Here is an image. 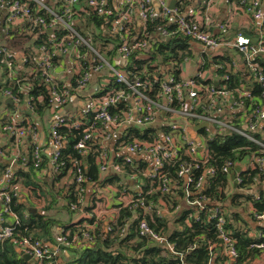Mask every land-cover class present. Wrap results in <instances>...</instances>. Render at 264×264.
I'll use <instances>...</instances> for the list:
<instances>
[{"label": "built area", "instance_id": "2783aa9c", "mask_svg": "<svg viewBox=\"0 0 264 264\" xmlns=\"http://www.w3.org/2000/svg\"><path fill=\"white\" fill-rule=\"evenodd\" d=\"M134 4H138L139 14L144 22L155 17L164 21L159 27L162 39L180 35L198 44L201 49L196 51L199 53L220 50L227 54L221 53L218 61H215L214 57L208 60L200 55L195 56L191 60L196 64L200 63L201 68L186 78L180 77V74L176 76L166 72L162 66L156 68L151 80L153 84L158 83V86L155 93L151 92V96V83L140 76L130 77L124 69L118 70L95 49L78 28V12L81 9L89 8L99 16L111 12L113 19L110 29L120 36V42L116 46L108 47L112 53L110 57L119 56L126 63L131 51L144 50L151 45V40L147 38L138 37L128 42L123 35L128 34ZM239 6L259 28L256 41L252 39L254 36L242 31L236 32L230 38L220 35L226 31L233 12L217 25L220 33L213 34L209 31V27L214 26L209 11H203L199 18H194L178 12L175 7L170 8L166 0H159L158 16H154L151 0H124L123 6L118 9V6L115 8L110 5L108 0H0V36L14 31L26 34L33 30L46 32L45 39L33 53L19 55L17 50L0 44V69L5 66L7 76L11 78L18 70L16 67L19 68L18 59L19 66L32 64L35 72L40 71L47 86L49 104L55 110L54 114L87 86L93 73L112 72L116 82L121 84L119 88L110 91H105L106 86L99 89L105 92L95 95L94 106L86 108L81 119L68 122L61 114L55 115L56 118L51 122L48 132L49 143L53 148L48 161L50 175L59 170L57 159L64 142L63 136L57 132L60 126L66 125L78 131L79 138L74 148L80 154L89 152L90 142L94 141L96 133H102L105 140L111 138L109 132L101 130L104 124L113 127L126 124L139 130L153 129L156 137L151 141L137 137L124 140L122 143L127 154H117L112 161L107 148L101 145V162L98 168L102 173L110 169L119 175L125 171L115 161L117 156L123 157L126 163H131L132 160L143 162V175L147 178L148 189L143 192V182L138 181L137 174L126 172L131 179L136 180L139 187L136 194L133 193L122 207H139L142 214L136 223L138 234L154 242H163L171 253L179 254L180 264H184L183 256L195 249L196 240L186 237L181 249L176 250L175 243L168 242L166 235L150 225L149 216L163 218L186 210L190 222L194 220L201 224H212L216 242L208 243L210 254L215 245L219 244L233 264H236L239 256L236 241L225 227V209L212 200L207 192L218 171L230 176L237 165L234 159L229 157H224L218 164L213 150L208 147L209 141L222 143L229 137L239 136L245 142L253 143L254 147L243 145L230 149L233 153L250 151L254 154L251 166L246 171H242L240 167L239 171L234 172L232 181L240 193L255 199L261 197L260 185L251 189L243 186V182L244 176H250L254 171L256 175L264 174V141L255 136L264 128V0H239ZM35 37L36 35H33L32 39ZM232 51L239 55L240 59L233 57L232 53L230 54ZM205 64L209 67L208 76L204 74ZM59 68L67 72L68 76L59 77ZM28 88L29 85L22 88L26 94ZM2 95L3 98L11 96V91L6 89ZM28 100L24 102L27 108ZM122 102L128 105L121 115L115 114L113 109ZM17 111L19 110H16L3 126L9 143L1 157L6 156L9 148L13 149L10 156L5 157L9 161V168L0 179V246L6 241H13L21 255L30 257L32 264H56L61 246L69 245L63 231L60 229L55 249H50L41 239L21 232L18 227L19 215L12 208L14 199L19 200L26 196L20 180L10 182L14 177L12 168L18 166L19 162H26L25 155L18 147L23 146L24 140L29 139L35 168H39L43 156L42 148L37 142L38 131L35 124L25 125L22 114ZM87 115H91V119L81 128ZM157 117L161 118L159 125L153 127ZM131 155L139 158H132ZM73 165L75 170L72 180L76 185L79 206L71 203L72 211L80 210L82 197L87 190L83 184L84 167L76 159L73 160ZM38 171V175L44 174L41 169ZM178 192L181 193L177 196L179 199L175 205L167 204L161 197ZM150 194L160 195L159 204L149 197ZM89 217L93 218L92 215ZM253 218L264 224V211L253 212ZM111 220L106 230H110L118 218ZM81 227L80 233L75 234L72 241L93 242V224L85 222ZM250 247L264 250V242H254Z\"/></svg>", "mask_w": 264, "mask_h": 264}, {"label": "trees", "instance_id": "16d2710c", "mask_svg": "<svg viewBox=\"0 0 264 264\" xmlns=\"http://www.w3.org/2000/svg\"><path fill=\"white\" fill-rule=\"evenodd\" d=\"M114 0H108V3ZM190 3V0H175V8L178 12L183 13L186 5ZM205 3H203L202 9H204ZM79 24L78 28L82 34L88 38L92 45L99 42L100 48L111 56V51L108 50L109 44L113 46L120 42V36L114 34L111 29V21L113 14L107 13L106 15H96L89 8L81 9L78 12ZM160 17H155L152 20L145 22V31L143 35L139 36V39L147 38L151 40L149 48L144 50H133L129 54V58L123 69L129 73L130 77L140 76L143 80L151 83L152 91L150 95L157 90L158 83L153 84V71L162 66L166 72L178 76L180 70L177 65L184 58H195L200 55L205 57V53H199L196 51L193 42L188 38L180 35H174L167 39L154 40L151 37L158 27L163 25ZM262 35L264 36V25L262 26ZM169 27V29H171ZM250 36H259V28L254 23L253 29L248 33ZM33 35L36 37L32 39ZM127 41L130 42V32L124 33ZM46 32H38L33 30L30 34L25 32L14 31L8 35L2 34L0 36V44L8 45L10 48L17 50L19 55H25L27 53H33L38 45L45 39ZM1 58V55H0ZM206 58V57H205ZM220 57L215 56L213 59L218 61ZM155 61H154V60ZM207 63V62H206ZM206 65H203L205 67ZM28 71H24L20 68L16 71L13 77L7 76V68L4 66L0 69V107L5 106L11 108V105L4 103L2 92L6 89L10 90L16 95V110L21 112L24 118V124L34 126V123L28 122L27 117H30V113H22L20 105L28 100V111L35 114H42L43 112L52 113L49 104V95L47 86L40 75V71L35 72V68L32 64L28 63L24 66ZM234 77H232L233 79ZM108 83L105 87V91L114 90L120 87L121 84L116 82L115 77L108 78ZM10 81H14L15 84H11ZM30 82L27 94L23 91V87L16 89L20 82ZM123 86H121L122 88ZM99 91L96 95H100L105 92ZM153 92V93H151ZM258 93L257 90L255 92ZM19 103V101H22ZM128 104L122 102L117 108L113 109L115 114L121 115ZM25 110V109H24ZM91 119V115H87L83 120L81 128L85 126V123ZM68 121V120H66ZM57 132L63 136L64 145L60 148L59 158L57 163L59 164V170L53 171L50 175L49 165L46 162L44 156L40 162L39 168H35L32 144L29 139L24 140L26 146H20L18 149L25 155L26 162L17 164L18 166L12 168L13 179L12 183L20 180L21 186L26 194L25 197L19 200L14 199L13 211H15L20 218L19 229L22 233L28 236L41 239L44 243L50 241L53 243V237L51 235L52 225L56 224L59 229L63 231V234L67 237L69 245L61 246L62 251L64 249L74 250L76 255L66 263L59 264H180V257L177 253H171L163 242H154L145 237H141L136 230V223L141 216V209L133 208L132 206H124L119 209L118 221L112 225L110 230H100L94 227L93 233L95 235L93 242L80 243L77 241L74 243L72 238L75 234L80 233V228L86 218L72 223L70 218L67 222L62 223L57 219L51 217L53 211L65 212L73 214L79 212L78 210L72 211L70 204L75 203L79 206L76 185L73 182V175L75 167L73 160H79L84 167V185L87 183L95 184L96 188L104 185L105 183H118L120 177L117 174L111 175L109 172L99 171V164L101 162L99 158V152L101 145L98 141L94 140L90 142V150L87 153L80 154L75 150V142L79 138L78 131L63 125L58 127ZM256 137L264 141V128L260 133L255 134ZM124 140L137 137L140 140L151 141L156 137L153 129L146 128L139 130L133 126L127 128L126 136H122ZM9 143V140L7 138ZM243 145H251L253 143L245 142L239 136H232L225 139L224 142L219 143L217 141H209L208 147L213 150L214 158L216 162L221 163L224 157L234 159V153L230 149H235ZM257 147V146H256ZM13 147L9 148L6 152V156L9 157L12 153ZM255 150V148H254ZM6 156L0 157V179L5 174L9 165L7 163ZM118 162L127 173H135L143 177V192L148 189L147 178L143 175L144 164L142 161L132 160L131 163L124 162L123 157H116ZM41 169L44 174L38 175ZM244 174V173H242ZM255 180H254V179ZM264 180V174L256 175V172H252L250 176H244L243 186L257 183L262 184ZM227 183V176L218 171L215 178L212 179L210 186L207 188V192L211 196L212 200L219 203L225 209L226 225L225 227L231 232L233 238L236 241V247L239 252V256L236 260V264H252L255 258L264 255V250L250 247V244L254 242H264V224L254 220L253 212L264 211V197L263 189L259 190L261 195L260 199H255L250 195L242 194L239 192L233 193L230 197L225 196V188ZM59 185V186H58ZM122 188L121 185H118ZM234 187V186H233ZM236 187V186H235ZM234 187V188H235ZM181 192L169 193L161 196L167 204L171 203L175 205L179 199L177 197ZM136 193H134L135 195ZM158 203L160 195L150 194L149 196ZM253 204V212H247L245 209V203ZM39 208L35 209V206ZM81 207V206H80ZM79 207V208H80ZM92 206H87L90 209ZM33 208L35 209L33 211ZM78 208V209H79ZM91 219V218H89ZM150 225L159 231L161 234L166 235L168 242L175 243L176 250H180L182 243L186 237L191 240H196L197 246L191 252L186 253L183 256L184 264H233L231 260L223 253L219 244H216L213 248L212 254L208 251V243L215 241L214 231L212 224H201L194 220L188 219L186 210L173 216H164L163 218H157L152 215L149 216ZM81 241V240H80ZM216 242V241H215ZM57 263V262H56ZM0 264H32L30 260L24 259L21 255L19 248L13 241H6L0 246Z\"/></svg>", "mask_w": 264, "mask_h": 264}, {"label": "crops", "instance_id": "0c3cea01", "mask_svg": "<svg viewBox=\"0 0 264 264\" xmlns=\"http://www.w3.org/2000/svg\"><path fill=\"white\" fill-rule=\"evenodd\" d=\"M169 4L171 0H166ZM124 0H114L110 2V5L112 4L113 7L120 8L123 6ZM203 3H205L204 9ZM151 6L154 12V16H158L159 13V0H151ZM209 11L211 13V20L213 21L214 26L209 27V31H211L213 34L220 33L219 29L217 27L218 24L223 22L228 15H231L230 12H233L232 20L229 22L228 27L225 32L220 33L222 37L230 38L233 35H235L236 32L242 31L244 33H248L250 30L253 29L254 22L250 19V17L245 13L244 9L239 6V0H190V3L185 6L183 10V14L192 16L194 18H199L203 11ZM145 31V22L142 20L139 14V7L138 4H134L131 12L130 17V26L128 32H130V41H133L134 39L138 38L140 35H143ZM152 39H162V36L160 34V28L158 27L154 32L151 34ZM196 50L201 49V47L193 43ZM217 53V54H216ZM221 53L227 54V52H223L220 50H215L212 52L205 53L206 58L209 60L212 57L215 56H221ZM232 53L233 57H236V59H240V56L235 54V52ZM216 54V55H214ZM211 55H213L211 57ZM204 58V57H203ZM113 64L115 67L120 70L123 69L122 67L125 65V62L122 58L119 56H112ZM194 60H192L193 62ZM194 63V62H193ZM17 65L20 69L27 71L25 67L19 66L17 61ZM22 67V68H21ZM58 76L60 75L62 77H67V72H64L63 69L60 70L57 69ZM123 71V70H120ZM206 71H204L205 74ZM195 73V72H194ZM210 73L207 74V76ZM108 72L104 71L100 74L93 73L88 81L87 86L81 90L77 95L71 97L67 103L59 108L57 111V114H61V116L67 118L68 122L71 120H77L82 118L83 111L86 108H91L94 106V98L96 93L99 91V89L103 88L108 83ZM22 113H30V117H27L28 122H32L35 124L37 131H38V144L42 148L43 156L46 159V162L49 161L51 154L53 153V148L49 143L48 139V132L51 125V122L56 118L54 112H43L42 114L38 115L35 113H31L28 111L29 109L24 104L23 107H21ZM25 109V110H24ZM4 113L5 108L0 107V112ZM18 113H21L17 111ZM17 113V114H18ZM159 117H157L156 121L152 124V126H158L160 122ZM130 126H127L126 124L120 125L118 127L110 126L109 124L102 125L101 130L104 132H109L111 138L109 140L103 139L102 133H96L94 140L98 141L100 145H104L108 153L110 155L111 161L113 158L117 155H126L127 152L124 150L122 136H126L127 128ZM0 142L2 144L8 143L7 138H3L2 135H0ZM65 142H62V145H64ZM23 146H26L23 144ZM132 158H139L136 155H131ZM110 161V162H111ZM109 172L111 175H113V171L108 169L104 174ZM50 173V170H49ZM120 177L119 182L117 183H105L104 185L97 187L94 184H86V192L84 193L82 197V203L81 208L78 210L79 212H75L73 214L65 213V212H56L53 211L50 215L51 217L57 219L59 222L62 223L67 222L70 218L72 219V223H75L81 218H86L82 224L85 222H88L90 224H93L94 227H97V229L101 228L100 230H103V228L106 229L108 223L112 221L111 219L115 218L117 219L119 216V209L121 208L122 204L132 196L133 193L138 191L139 185L136 183V180L131 179L126 172H123L118 175ZM140 179L138 178V181ZM141 181V180H140ZM142 182V181H141ZM264 180L262 181V184L260 185L261 190H264ZM118 185H121L122 188H120ZM59 186V185H58ZM122 194L121 198H124V202L121 203L118 201L119 194ZM103 197V201H98L100 198ZM92 206L90 209H87V206ZM39 208L38 206H35V209ZM33 208V211L35 210ZM89 215H92L93 218L89 219ZM96 215V218L94 216ZM52 231L51 235L53 237V243L50 241H46V246H48L50 249H55L54 246L57 243V239L60 233L59 226L54 224L52 225ZM80 243H83V240L79 241ZM53 245V246H52ZM76 255V252L74 250L70 249H64L61 250L57 256V263H66L70 261L74 256ZM252 264H264V255H261L260 257L254 259Z\"/></svg>", "mask_w": 264, "mask_h": 264}, {"label": "rangeland", "instance_id": "374dc122", "mask_svg": "<svg viewBox=\"0 0 264 264\" xmlns=\"http://www.w3.org/2000/svg\"><path fill=\"white\" fill-rule=\"evenodd\" d=\"M99 42L94 43V47L95 49H97L98 51H100L102 53V55L109 60L111 63L113 62L114 59H112V57H110L106 52H104L100 46H99ZM113 44H109V47H112ZM217 54V53H216ZM214 54V55H216ZM213 55H211L212 57ZM193 58L189 57L188 59H182L180 61V63L177 65L178 70H180V77L182 78H186L189 75L193 74L194 72H196L197 70H199L201 68V64H196L193 63L192 60ZM207 59V58H205ZM154 60V59H153ZM155 61V60H154ZM206 66L204 67L205 69V76H207V74L209 73V67L207 64H205ZM109 79L113 78V73L112 72H108V76ZM111 80V79H110ZM11 84H15L14 81H10ZM27 84H30V82L25 81V82H20V84L16 87V89H18V91L20 90L21 87H26ZM10 98L12 100V103H5V99ZM4 99V103L6 105H11V108H5L4 113H2V111L0 112V135L3 136V138H7V134L4 132L3 130V126L8 122L9 118L12 116V114L14 112H16V102H17V98L16 95L14 93L11 92V96H7ZM22 101H19V103H22ZM24 102L20 105L21 107H23ZM52 111H55L53 108H51ZM7 143L4 145L0 142V157L2 155V153H4L5 147H6ZM2 158V157H1ZM254 159V154L249 152H235L234 153V161L236 165H239L242 169V171H246V169L248 167L251 166L252 162ZM140 180H143V177L139 176ZM264 184V182H263ZM257 183L254 184H250L248 185V188L251 189H256L257 187ZM237 192L236 188L233 187V181L231 180L230 176H227V184H226V188H225V196L226 197H230L233 193ZM122 194H119V199L118 201H120L121 203L124 202V198H121ZM263 197H264V190H263ZM98 201L102 202L103 201V197L100 198ZM125 208V207H124ZM245 209L247 210V212H253V204L251 203H245Z\"/></svg>", "mask_w": 264, "mask_h": 264}, {"label": "water", "instance_id": "95a60500", "mask_svg": "<svg viewBox=\"0 0 264 264\" xmlns=\"http://www.w3.org/2000/svg\"><path fill=\"white\" fill-rule=\"evenodd\" d=\"M169 7L170 8H174L175 7V0H171L170 2H169ZM51 30H49V32H50ZM252 39H253V41H256L257 40V37H252ZM18 64H20V59H18ZM5 103H12V100L10 99V98H7V99H5ZM7 163H9V161H7ZM239 169H240V166L239 165H237L236 167H235V169H234V172L235 171H239ZM234 172H232L231 174H230V178H231V180H233L234 179V177H235V174H234ZM233 186L235 187V183H233ZM23 257H24V259H26V260H30V257L28 256V255H23Z\"/></svg>", "mask_w": 264, "mask_h": 264}]
</instances>
